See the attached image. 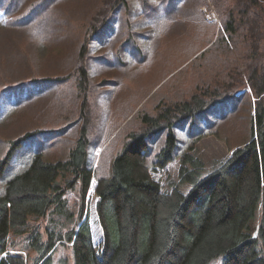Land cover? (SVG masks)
I'll return each mask as SVG.
<instances>
[{
    "label": "trees",
    "instance_id": "16d2710c",
    "mask_svg": "<svg viewBox=\"0 0 264 264\" xmlns=\"http://www.w3.org/2000/svg\"><path fill=\"white\" fill-rule=\"evenodd\" d=\"M209 1L220 18V26L205 20L200 7L207 6L208 0H159L162 7H152V14L165 5L167 11L154 24H159L160 32L180 46L185 45L187 34L201 42L206 38L204 33L213 28L217 30L215 42L220 41L219 45L227 50L236 41L232 36L242 29L251 49L243 56L245 65L234 63L229 70L221 71L218 80L210 81L199 92L162 104L154 116L145 114L141 118V131L127 134L110 164V174L96 178V214L102 231L97 250L91 244L87 220L82 221L86 192L94 175L87 159L84 131L65 162H43L35 155L27 168L0 182V264H24L18 251L9 253L7 248L16 249L17 242L28 232L24 242L30 241L27 248L32 253L30 264H54L53 254L58 247L72 249V264H264V49L256 52L257 26L264 25V2L236 0L234 4H220L222 0ZM113 3L105 4V14ZM98 13L101 12L95 14V20L100 17ZM146 29L145 39L148 40L154 27ZM109 32H113L111 26L96 39L108 40ZM139 44L142 45L140 40ZM139 50L146 56L150 48ZM87 52H91V47L82 44L80 63ZM127 52L126 47L123 52L125 72L131 69L130 72L140 73L143 63L147 62L161 67L167 58L159 48L155 60L153 56L137 63L136 56L133 58ZM100 58L105 60V56ZM75 72L80 81L90 71L79 64L73 74ZM50 79L60 82L57 77ZM140 82L141 79L137 84ZM243 83V86L250 84L253 92V102L247 108L250 114L243 117L244 130L235 138L237 144L232 146L231 155L217 168L204 173L201 160L188 152L179 154L177 127L189 120L191 133L207 129L215 134L224 125L226 127L220 131H229L232 122L239 128L242 124L236 119L239 116L235 118L232 112L217 117L212 109L206 114V122L196 128H193L192 118L210 104L223 105L221 101L226 96L234 98ZM114 87L112 84L111 89ZM86 112L83 109L85 119ZM0 115L5 116V112ZM88 119L92 122L94 116ZM29 134L31 132L14 141H5L8 146L0 157V179L8 167L5 168L4 163L10 152L24 139L33 137ZM160 137L162 141L158 144ZM178 156L179 181L169 192L162 191L149 171L163 168ZM64 187L70 190L76 187L78 200L75 203L79 205L76 210L69 197L63 198ZM46 213L50 214L47 222L38 221ZM30 218L41 223L39 228L27 227ZM173 256L177 258L172 259Z\"/></svg>",
    "mask_w": 264,
    "mask_h": 264
},
{
    "label": "rangeland",
    "instance_id": "374dc122",
    "mask_svg": "<svg viewBox=\"0 0 264 264\" xmlns=\"http://www.w3.org/2000/svg\"><path fill=\"white\" fill-rule=\"evenodd\" d=\"M48 1L0 0V113L5 109V116L0 115V157L8 146L5 141L16 140L27 132H31L29 136L33 135L10 152L6 163L12 167V172L8 175H3V172L4 178L0 182L27 168L35 155L43 162H65L81 131H84L87 159L94 175L86 192L83 213H86L90 226L92 246L97 250L102 232L95 211L94 179L110 174V164L122 148L127 134L141 131V118L145 114L154 116L162 104L186 99L199 92L210 81L218 80L221 71L229 70L234 63L244 66L243 56L251 49L242 29L232 36L236 41L228 50L219 45L220 41L215 42L217 30L213 28L204 33L206 38L201 42L196 36L187 34L185 45H176L160 32L159 24H154L167 11L165 5L161 11L152 14V7H162L159 0H125V3H120V0H57L50 4ZM235 1L222 0L220 4H234ZM112 2L105 14V4ZM200 9L206 21L220 26V18L209 0L207 6ZM98 11L101 12L98 13L100 17L95 20ZM233 16L238 18L235 13ZM110 26L113 32H109L108 40L96 39ZM147 26L154 27L148 40L145 39ZM257 27L259 43L256 52L259 53L264 49V25ZM84 35L92 36L85 38ZM82 44L90 46L91 52H87L80 63ZM126 47L127 53L136 56L137 63L153 56L155 60L159 48L167 58L161 67L147 62L143 63L140 73L130 72L131 69L125 72L126 56L123 52ZM140 48L143 51L150 48V51L144 56L140 54ZM100 56H105V60ZM79 64L90 71L80 81L78 74H73ZM257 68L259 71L260 65ZM51 77L60 78V82H53ZM139 79L141 82L137 84ZM112 84L116 87L111 89ZM243 85L234 93V98L226 96L221 101L223 105L210 104L192 118L193 128H196L206 122V114H210L212 109L218 117L232 112L235 118L239 116L236 119L242 123L241 128H235L232 122L229 131H220L226 127L224 125L215 134H210L207 129L191 133L189 121H186L181 131L176 133L180 138L179 154L188 152L201 160L204 173L214 170L231 155L232 146L237 144L235 138L244 130L246 120L243 117L250 114L247 108L253 102V92L250 84ZM10 86L11 89H7ZM83 109L87 110V119L82 115ZM92 116L91 122L88 117ZM161 141L160 137L158 144ZM101 148H104L103 152ZM179 157L167 162L160 170L150 171L151 178L160 184L162 191L169 192L178 183ZM75 188L64 187L63 198L69 197L76 210L79 205L75 203L78 200ZM49 215L46 213L38 221L46 223ZM28 221L27 227L32 225L37 229L41 224L31 218ZM26 235L17 242L16 249L7 248V252L18 251L17 254L24 258V264H30L32 253L27 250L30 241L24 242ZM53 261L54 264H72V249L58 247Z\"/></svg>",
    "mask_w": 264,
    "mask_h": 264
}]
</instances>
